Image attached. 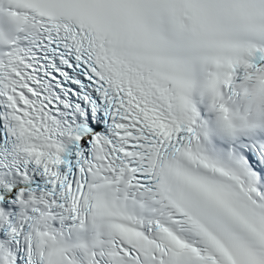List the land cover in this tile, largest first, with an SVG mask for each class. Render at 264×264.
I'll list each match as a JSON object with an SVG mask.
<instances>
[{"label":"snow or ice","instance_id":"1","mask_svg":"<svg viewBox=\"0 0 264 264\" xmlns=\"http://www.w3.org/2000/svg\"><path fill=\"white\" fill-rule=\"evenodd\" d=\"M0 264H264V0H0Z\"/></svg>","mask_w":264,"mask_h":264}]
</instances>
